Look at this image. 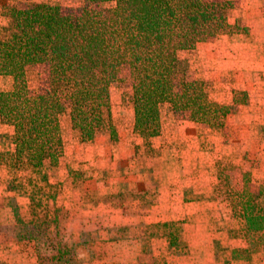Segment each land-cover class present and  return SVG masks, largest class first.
Instances as JSON below:
<instances>
[{
	"label": "crops",
	"instance_id": "1",
	"mask_svg": "<svg viewBox=\"0 0 264 264\" xmlns=\"http://www.w3.org/2000/svg\"><path fill=\"white\" fill-rule=\"evenodd\" d=\"M234 2L237 7L230 17L237 18L248 33L212 36L197 45L195 60L189 61L191 71L214 84L210 100L231 107L225 127L176 121L169 112L168 122L151 139V155L143 138L133 135L132 143L125 132L118 133V146L107 143L110 137L103 130L92 141L70 140L67 152L68 140H63L58 165L40 170L46 216L41 207L0 187V211L4 199L16 196L28 209L27 217L20 215L22 221L37 227L34 239L12 227L0 235L8 239L0 249L17 255V240L22 239L21 243L33 246L37 264L50 256L45 251L53 256L65 247L78 253L73 264L246 263L233 257L237 241L231 233L236 221L227 201L215 198L213 191L222 172L227 186L264 193V0ZM10 4L13 0H0V8ZM4 24L0 11V36ZM237 91L246 93L245 102L234 101ZM3 131L0 124L7 145ZM101 148L104 152L99 154ZM112 154L116 158L110 159ZM140 227L152 229L142 234ZM171 227L186 245L184 253L171 246ZM26 250L20 251L21 264L31 256L30 247Z\"/></svg>",
	"mask_w": 264,
	"mask_h": 264
},
{
	"label": "trees",
	"instance_id": "2",
	"mask_svg": "<svg viewBox=\"0 0 264 264\" xmlns=\"http://www.w3.org/2000/svg\"><path fill=\"white\" fill-rule=\"evenodd\" d=\"M73 1L82 7L70 13L47 3L0 8L5 19L0 78L9 83L1 94L0 124L10 131L9 145L0 146V186L28 196L34 204L47 197L35 190L38 171L56 167L64 153V103L79 143L93 140L100 130L115 138L109 98L113 87L126 81L133 131L148 145L160 133L162 104L210 128L224 127L231 113V107L210 101V83L183 70L180 54L212 36L243 33L237 21L229 20L234 1L117 0L108 9L102 7L108 0ZM30 63L43 64L47 73V88L33 95L26 73ZM213 195L229 204L239 227L232 236L243 235L249 245L244 253L264 252V193L227 186L218 172ZM70 252L62 248L51 260L68 263ZM233 257L237 259V252Z\"/></svg>",
	"mask_w": 264,
	"mask_h": 264
},
{
	"label": "rangeland",
	"instance_id": "3",
	"mask_svg": "<svg viewBox=\"0 0 264 264\" xmlns=\"http://www.w3.org/2000/svg\"><path fill=\"white\" fill-rule=\"evenodd\" d=\"M116 1L117 0H108V2H106L105 4L102 5V7L105 9L112 8V7H114ZM232 1H234V0H232ZM16 3L22 4V5H24L26 3H47V4H51V5H58L59 7H61V9L65 13L77 11V10L81 9V7H82L81 2L73 1V0H13V4H16ZM13 4H10V5H13ZM236 7H237V5L235 3V7L233 9H235ZM229 20H230V22L237 21L238 24H240V26L245 29V31L243 32L244 34L241 32V34H239V35L242 36V35H245L248 33L247 28H245L237 18H234V16L230 17V13H229ZM225 35H230V34H225ZM196 55H197L196 54V48L193 51L182 52L180 54V60H181L182 68H183V70H185L187 72L188 75H190V76L191 75L192 76H201V78L206 80L203 77L202 73L196 72V71L193 72L190 70L189 61L195 60L194 57H196ZM26 73H27L28 87H29L30 94L33 95V94H37L40 91L43 92L47 88V73H46V67L43 64H41V63H30L26 67ZM206 81L212 85L213 90H214V84L211 81H208V80H206ZM8 87H9V83L6 80L0 78V90H3L5 92ZM236 95H237L236 97L240 103L245 102L246 93L244 91H237ZM216 103H218V102H216ZM109 104H110L111 110H112V116H113L112 121H113V124H114L115 129H116V133H115L116 136L113 139L109 138L107 143H109V145H112V146L113 145L118 146V144L120 143L119 139L117 138L119 132H122L121 134H123V132H125L126 139L128 141L130 140V142L133 143L134 142V141H132L133 135H137V134L133 131V114L132 113H131L132 115H131V119H130V110L133 111V107H132V104L130 102V82L129 81H126L125 83L120 84V85H115L113 87L112 92H111V96L109 98ZM169 112H172L174 114V116L176 117V119H178V120L175 119L176 121L186 120L180 114L174 113L170 109L169 104H162L160 107L161 129L163 128V125L166 122H168L167 119H168V113ZM231 112H232V109H231ZM187 121H189V120H187ZM225 125H226V119H225L224 127H225ZM60 126H61L62 139L64 141L68 140V142H67L68 145L66 146L67 148L65 149L67 152L69 150L70 140H73L76 143H79V142H77V140H76L75 132L71 129L70 119H69V109H68V106L66 105V103H64V109H63L62 114L60 115ZM224 127H222V128H224ZM2 128L4 130L3 131L4 134L8 135L7 145H9L10 131L8 129H6L4 126H2ZM71 132H73L75 139L70 137L72 134ZM106 134H108V133L106 132ZM86 142H88V141H86ZM150 144H151V140H150L149 145H148V143L146 144V142H144L146 153L151 155ZM7 145H5L4 142L2 141V134H0V146L6 147ZM63 145H64V142H63ZM115 149H117V148L115 147ZM102 152H104L103 148H101L99 154H101ZM109 154L110 153L107 149V157ZM114 154H116V151H114ZM114 154H112L110 156V159H112L113 157L116 158V155H114ZM99 156L100 155H98V157ZM175 161H176V158L172 161L174 163L173 164L174 167H172L174 171H176V165H177V163ZM100 163H102V162H100ZM38 172L40 174V171H38ZM169 172H170V174L174 173L172 171H169ZM3 177L7 179L9 177V175L3 173ZM39 180H40V182L38 181L39 185L35 188V190L40 192L39 186L42 183L41 175H40ZM0 187H4V185L0 186ZM5 187H7V186H5ZM18 196H21L23 199L26 200V202L30 201L28 196H25V195H18ZM21 201L22 200L18 199L16 196L7 197L6 199H4L2 210L0 211V235L2 233H8V231L10 229L12 230V227H14L13 230L16 233H18L19 235H23V234L25 235V233H26L27 234L26 235L27 237H25L26 239L28 237H29L28 239H34V237L37 233V227L34 225H31V224L27 225L26 223H24L22 221L20 215H22L23 218L27 217L25 215L27 214L28 209L26 208L25 205L21 204ZM45 202L47 204V198L42 199V200L41 199L40 200L35 199V204L37 205L38 208L41 207L42 205H45ZM40 209H41V212L44 211V214H42V215L46 216L47 207H45V208L41 207ZM49 209L50 208H48V210ZM238 228L239 227H238V224L236 222V228L234 231H237ZM151 229H152L151 227H143V228L140 227L138 232L141 231L143 234V233H146L147 231H150ZM170 231L172 232L170 234L171 246L175 247L176 250H180V251H177V253H184V251H186V245H184L181 240L179 241L178 232L176 230H174L173 227L170 228ZM145 235L146 234L141 235L142 240H144ZM231 236H232V233H231ZM232 237L237 241V242H234V248H237V258H239L241 261H246L247 259L250 258L251 261L249 264H264V252L251 253L250 254L251 256H249L248 254L244 253V250H246L247 248L249 249V245H248L247 241L243 238V235L238 237L235 234ZM7 240L8 239H6L5 237H0V245L2 247L6 246L5 242ZM17 241L20 242L17 245L18 251H19V253H17V255H16V253L10 251L9 249H5V248L0 249V264H7L8 262L13 263V264H21V259H20L21 257H19L20 253H21L20 251L22 250V248H25V250H26V246H27V248L30 247L31 256H30V258L25 257L23 264H37V260L35 258L36 251L35 250L33 251V246L32 245L29 246V245H26L25 243H21L22 239L17 240ZM65 248L67 250L71 251L70 253L67 254V256L65 258L66 260H68V263H65V264H69V261H73L72 264L76 263V261L74 262V260L77 259L78 253L73 249V247L71 249L68 247H65ZM26 252H27V250L25 251V253ZM43 252H44V250H43ZM45 252L50 256L45 258L41 264H53L52 260H51L52 252L50 250L45 251Z\"/></svg>",
	"mask_w": 264,
	"mask_h": 264
}]
</instances>
